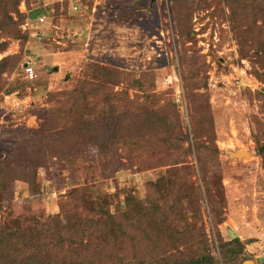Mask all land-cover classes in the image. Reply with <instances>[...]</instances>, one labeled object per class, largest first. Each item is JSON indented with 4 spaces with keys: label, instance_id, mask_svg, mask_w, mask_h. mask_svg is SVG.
Instances as JSON below:
<instances>
[{
    "label": "rangeland",
    "instance_id": "rangeland-1",
    "mask_svg": "<svg viewBox=\"0 0 264 264\" xmlns=\"http://www.w3.org/2000/svg\"><path fill=\"white\" fill-rule=\"evenodd\" d=\"M263 8L264 0H0V227L29 231L38 264L178 262L204 239L217 264H264ZM40 16L39 39L26 25ZM103 69L111 100L170 120L144 148L177 151L183 132L187 162L91 147L15 180L51 95ZM106 212L115 219L105 232Z\"/></svg>",
    "mask_w": 264,
    "mask_h": 264
},
{
    "label": "trees",
    "instance_id": "trees-1",
    "mask_svg": "<svg viewBox=\"0 0 264 264\" xmlns=\"http://www.w3.org/2000/svg\"><path fill=\"white\" fill-rule=\"evenodd\" d=\"M262 12L264 17V8ZM102 72H105L101 74L103 77L99 76V73L92 82L84 80L70 91L51 95V107L47 112L44 128L34 131L30 139L32 149L27 151L31 155L29 162L17 164L13 170L11 169L13 173L20 174L18 178L14 177L15 180H24L25 177L32 176L35 178L39 167L48 158L74 161L82 157L84 153L86 154L91 147H96L100 153L106 154H110L116 147L133 148L140 153V158L145 159L146 163L156 159H159L160 163H169V165L187 162L188 150L183 146L185 142L183 132L178 136L182 148L177 151L167 149L149 152L144 148V143L151 137L152 128L165 129L170 120L158 108L148 110L145 107L133 105V101L130 104L119 105L113 101L114 99L111 100L114 96L107 93L109 89H106L105 80H103L109 75L108 70L103 69ZM171 113L179 124L177 112ZM155 139L160 142L159 139ZM166 139L170 141V136ZM202 180L206 183V175L202 174ZM104 217L105 221L100 225L98 223V228L104 225L106 232L111 229L108 221L113 224L112 219L115 218L107 212ZM90 221L96 224L95 220ZM147 224L148 222H144L140 227L144 234ZM28 232L24 231V234ZM24 234L21 235L17 230L0 227V264H38L39 258L26 246L28 245L25 241L27 235ZM160 239L164 240L163 237ZM234 241L240 243L239 240ZM203 242L204 247L200 253L178 262L164 263L162 260L159 264H217L216 259L210 254L207 239ZM173 247L174 250L178 248ZM43 264H55V262L46 260Z\"/></svg>",
    "mask_w": 264,
    "mask_h": 264
},
{
    "label": "built area",
    "instance_id": "built-area-1",
    "mask_svg": "<svg viewBox=\"0 0 264 264\" xmlns=\"http://www.w3.org/2000/svg\"><path fill=\"white\" fill-rule=\"evenodd\" d=\"M74 9L76 10L77 7H75ZM44 22V16L38 17L36 25H34L30 20L27 22L26 26L29 27L28 29H30V35L32 37L40 39L43 36V31L40 29L39 26L43 25ZM23 69L28 79L34 80L36 78L37 75L34 67V61L31 55H26L24 57ZM262 257H264V251L262 253Z\"/></svg>",
    "mask_w": 264,
    "mask_h": 264
},
{
    "label": "water",
    "instance_id": "water-1",
    "mask_svg": "<svg viewBox=\"0 0 264 264\" xmlns=\"http://www.w3.org/2000/svg\"><path fill=\"white\" fill-rule=\"evenodd\" d=\"M228 231H229L231 237H233L234 239H237V235L234 233V231L232 229H228ZM252 263L253 262H251V261L245 262V264H252Z\"/></svg>",
    "mask_w": 264,
    "mask_h": 264
},
{
    "label": "crops",
    "instance_id": "crops-1",
    "mask_svg": "<svg viewBox=\"0 0 264 264\" xmlns=\"http://www.w3.org/2000/svg\"><path fill=\"white\" fill-rule=\"evenodd\" d=\"M234 231V230H233ZM234 233L237 235V239H235V240H239L240 238H241V235L240 234H237L235 231H234ZM242 239V238H241ZM240 241V240H239ZM262 257V256H261Z\"/></svg>",
    "mask_w": 264,
    "mask_h": 264
}]
</instances>
